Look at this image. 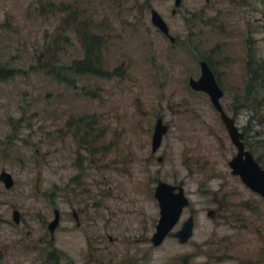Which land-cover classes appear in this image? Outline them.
Listing matches in <instances>:
<instances>
[{
    "label": "rangeland",
    "instance_id": "374dc122",
    "mask_svg": "<svg viewBox=\"0 0 264 264\" xmlns=\"http://www.w3.org/2000/svg\"><path fill=\"white\" fill-rule=\"evenodd\" d=\"M151 8L176 44L153 26ZM175 8L174 0H0V173L14 181H0V264H55L45 261L50 252L57 264H264V200L231 174L236 148L208 95L188 82L201 60H213L220 102L264 163V108L245 104L235 115L246 76L238 28L253 24L264 57V0H181ZM75 9L104 35L106 76L60 79V68L83 55ZM225 37L241 58L227 66ZM158 117L168 130L152 151ZM159 180L182 184L190 203L154 246ZM248 197L255 213L241 207ZM191 214L193 234L180 243L173 233Z\"/></svg>",
    "mask_w": 264,
    "mask_h": 264
},
{
    "label": "water",
    "instance_id": "95a60500",
    "mask_svg": "<svg viewBox=\"0 0 264 264\" xmlns=\"http://www.w3.org/2000/svg\"><path fill=\"white\" fill-rule=\"evenodd\" d=\"M180 3L181 0H174L175 7H179ZM150 21L154 27L167 36L171 43H174L175 37L170 34L167 22L154 8L150 9ZM188 82L193 90L205 92L209 96L213 107L220 114V119L225 126L231 142L236 148V153L228 162L231 174L237 175L247 187L264 196V168L255 160L250 151L244 149L242 133L238 130L234 119L227 115L223 110L220 102V99L223 96V91L219 87L205 60L200 61L199 77L196 79L190 77ZM167 130V124L163 122L161 117H158L155 121L152 134V151H156L157 148H159L162 137ZM158 160H162V158L159 157ZM0 181L3 182L6 188H10L14 183L12 175L5 170H2L0 173ZM154 196L159 206V218L155 226V232L151 237V242L154 246H158L178 223L183 210L189 205L190 201L185 194L183 185L171 184L162 180H159L156 183ZM12 217L13 221L18 224L21 219V213L19 210H13ZM59 218V210L55 208L54 217L47 225L51 234L59 224ZM193 229L194 217L193 215H189L182 222L180 228L173 233V236L180 243H186L191 238ZM172 264L195 263L174 262Z\"/></svg>",
    "mask_w": 264,
    "mask_h": 264
},
{
    "label": "flooded vegetation",
    "instance_id": "af4514ba",
    "mask_svg": "<svg viewBox=\"0 0 264 264\" xmlns=\"http://www.w3.org/2000/svg\"><path fill=\"white\" fill-rule=\"evenodd\" d=\"M209 2V0H207V3ZM48 4H49V8H50V11H52V6H53V3L50 1V2H48ZM180 5H181V3H180ZM177 8L178 7H176L175 9H173L172 10V13L174 14L175 13V11L177 10ZM222 15H224V14H222ZM230 15V13H228L226 16H229ZM228 19V18H227ZM228 21V20H227ZM232 22L233 21H229V23H227L228 25H229V27L230 28H232V26H233V24H232ZM222 23H224V22H222ZM77 24H78V26H79V28H80V26H81V24L80 23H78L77 22ZM239 24V23H238ZM168 25V24H167ZM207 26H209V28H211V25H210V21H209V19H208V21H207ZM225 26H227L226 24H225ZM169 27V26H168ZM157 29V28H156ZM233 29V28H232ZM244 29V26H239V28H238V39L240 38V40H239V44H240V48L241 49H244V51H245V56H246V60H244L243 62H241V67H242V69H243V71H242V74L243 75H246L245 76V79L243 80V83H242V89H241V92H242V94L241 95H238L239 97H237L236 98V104H235V115L237 116V114H238V112H239V109H242V108H244V106H245V104L246 105H249V106H251L253 109H254V112L256 113L258 110H260L261 108H264V102H259V101H256V103H255V105L254 104H251L249 101H247V99H245V96H246V94L247 93H250V92H252V93H254V92H259V91H264V76L263 77H261V75H260V71H259V62H260V60L262 59V58H264V57H262V58H259V57H257L258 55H256V49H254V45H255V41H254V38H253V29H254V26H253V24L250 22V23H248V25L246 26V29L248 30L247 32H245V30H243ZM81 30H82V26H81ZM158 31H160L159 29H158ZM222 31H224V33L223 34H225V35H230L231 34V31H227V29H225V30H222ZM161 32V31H160ZM233 32V34H235L236 33V31H232ZM78 34L79 35H81V33H77V32H75V38H76V43L79 45V48L81 49V51H83L82 50V43H81V41H80V37L78 36ZM161 34H163L162 32H161ZM171 34V33H170ZM166 38H167V36L165 35V34H163ZM174 36V35H173ZM175 37V36H174ZM228 37L226 38L225 37V40L222 42L223 44L222 45H225V49H226V53H224L223 54V60H227L226 61V63H225V65L227 66L229 63H232L233 61L235 62V61H237V60H239V56L235 53V51H234V48H233V46L234 45H236V43H233V41H231V42H228ZM67 41H68V38H67ZM177 39L175 38V41H174V43L176 44L177 43ZM229 49H230V51H229ZM224 50V49H223ZM222 56V55H221ZM241 59V58H240ZM212 59H210V58H207V66L209 67V69L212 71V73H213V75H214V77H215V79H216V81H217V83H218V85H219V87L222 89V91H223V86H222V84H220L221 82H220V80H219V78H218V76H220L219 74H217L216 73V71H215V69H214V67H213V65H212ZM200 63V62H199ZM222 73V72H221ZM224 74H227V73H225V72H223ZM222 73V74H223ZM223 74V75H224ZM223 94H224V92H223ZM223 97V96H222ZM221 97V98H222ZM259 104H261V105H259ZM221 106H222V104H221ZM222 108H223V110L226 112V110H225V108L222 106ZM230 109H232L233 108V106L231 107H229ZM216 110V109H215ZM217 111V110H216ZM218 112V111H217ZM219 113V112H218ZM226 114H227V112H226ZM228 115V114H227ZM219 116H220V114H219ZM231 118H233L234 119V122H235V124H236V121H235V118L234 117H232V116H230ZM249 123V122H248ZM236 126H237V124H236ZM238 127V126H237ZM247 128H246V126H241V127H238V130L242 133V142H243V145H244V149L245 150H248V151H250L251 152V154L253 155V157L255 158V160L264 168V163H263V161H262V158H261V156L259 155V154H255L254 153V150H253V147L255 146V143L256 142H254L253 141V139H250L249 138V136H248V133H247V130H246ZM258 143V142H257ZM159 158V157H158ZM157 158V159H158ZM233 175V174H232ZM237 176V175H236ZM242 182V181H241ZM243 183V182H242ZM244 184V183H243ZM182 185V184H181ZM245 185V184H244ZM246 186V185H245ZM246 188L248 189V190H250L252 193H255L256 195H258L262 200H264V196H262L261 194H259V193H257V192H255V191H253L251 188H249V187H247L246 186ZM155 197V196H154ZM156 199V198H155ZM189 199V198H188ZM255 202H256V200H254L253 198H250V197H248L247 199H244L242 202H241V207H245L246 208V210L249 212V213H255L256 211H257V209H256V206H255ZM158 203V202H157ZM60 213V212H59ZM213 214V210H209L208 211V214ZM233 213V212H232ZM238 213V212H237ZM237 213H236V217L237 218H239L238 217V215H239V213H238V215H237ZM209 214V215H210ZM75 215V213H73V216ZM192 215V214H191ZM22 217V216H21ZM194 217V216H193ZM60 219V218H59ZM77 220H78V222H77V225H79L81 222H80V219H79V217H77ZM243 225V224H242ZM62 256H64V257H66L67 258V256H68V254H66L64 251L62 252ZM70 260H71V258H70ZM185 263V262H184Z\"/></svg>",
    "mask_w": 264,
    "mask_h": 264
},
{
    "label": "trees",
    "instance_id": "16d2710c",
    "mask_svg": "<svg viewBox=\"0 0 264 264\" xmlns=\"http://www.w3.org/2000/svg\"><path fill=\"white\" fill-rule=\"evenodd\" d=\"M79 12L78 10H73L71 13V18L74 20H78ZM78 23L81 24V28H77V32L81 33L82 37V50L83 55L79 59L72 60L71 64L68 66H64L60 68L62 70V73L60 74L61 81L68 82L70 78L65 76V74L68 76V72L73 71L76 74H95V75H101L106 76L105 74H108L105 72L102 62H101V51L105 43L104 35H101L98 33V30L93 28L92 23L94 20H90L88 17L85 16L84 20H78ZM91 25L92 27H89ZM259 71L261 77L264 76V58H262L259 62ZM49 75L58 77L56 73H53L51 70L50 73H47ZM63 79V80H62ZM263 95L261 92H250L247 93L245 96V99L249 101L251 104L256 103V101L264 102V91ZM261 105V104H259ZM55 254V256H53ZM51 259H54V263L57 264L59 256L56 252H50L47 255V258L45 261H50Z\"/></svg>",
    "mask_w": 264,
    "mask_h": 264
}]
</instances>
